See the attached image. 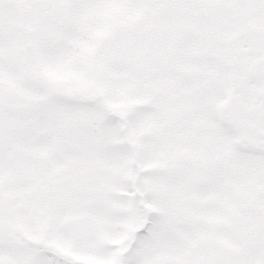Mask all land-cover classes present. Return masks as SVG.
I'll list each match as a JSON object with an SVG mask.
<instances>
[{"label": "snow or ice", "instance_id": "1", "mask_svg": "<svg viewBox=\"0 0 264 264\" xmlns=\"http://www.w3.org/2000/svg\"><path fill=\"white\" fill-rule=\"evenodd\" d=\"M0 264H264V0H0Z\"/></svg>", "mask_w": 264, "mask_h": 264}]
</instances>
